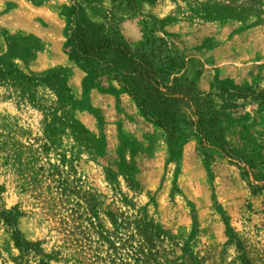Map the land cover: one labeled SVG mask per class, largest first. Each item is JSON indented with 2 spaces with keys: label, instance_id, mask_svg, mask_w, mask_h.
<instances>
[{
  "label": "rangeland",
  "instance_id": "rangeland-1",
  "mask_svg": "<svg viewBox=\"0 0 264 264\" xmlns=\"http://www.w3.org/2000/svg\"><path fill=\"white\" fill-rule=\"evenodd\" d=\"M77 5L182 55L185 137L69 58ZM0 208V264H264V0H0Z\"/></svg>",
  "mask_w": 264,
  "mask_h": 264
},
{
  "label": "trees",
  "instance_id": "trees-1",
  "mask_svg": "<svg viewBox=\"0 0 264 264\" xmlns=\"http://www.w3.org/2000/svg\"><path fill=\"white\" fill-rule=\"evenodd\" d=\"M76 13L81 15L83 9ZM122 18H117L115 9L104 23L91 22L83 14L74 23L65 44L69 58L79 64L95 83H116L120 90L129 95L141 113L155 121L171 136L185 137L179 124V109L184 98L192 99V90L182 86L169 85L172 72L186 68L182 55L175 53L164 39H152L134 44L121 37ZM175 53V54H174ZM229 93V90H224ZM234 96L248 97L242 91ZM202 108V107H201ZM200 119L191 122L192 135L200 140L207 157L220 153L234 159V152L225 146L218 148L216 132L203 128L206 115L204 108L199 112ZM251 172L254 168H251ZM254 173V172H253ZM256 178V174H254ZM13 212L0 208V222H4L13 234L18 247L24 244L12 222Z\"/></svg>",
  "mask_w": 264,
  "mask_h": 264
}]
</instances>
